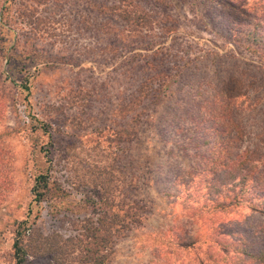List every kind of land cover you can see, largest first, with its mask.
<instances>
[{
  "label": "rangeland",
  "instance_id": "374dc122",
  "mask_svg": "<svg viewBox=\"0 0 264 264\" xmlns=\"http://www.w3.org/2000/svg\"><path fill=\"white\" fill-rule=\"evenodd\" d=\"M135 1L159 24L134 32L131 48L162 44L182 61L192 60L201 50L219 55L232 51L248 63L256 62L253 55L225 45L220 35L204 27L202 0ZM23 3L27 12L34 9L35 14L19 25L26 35L17 40V28L0 27V264H14L15 223L27 219L42 234L73 235L78 223L94 219L99 211L85 197L102 194L104 189L111 191L115 202L133 199L148 209L141 225L115 241L107 264H197V259L216 253L212 241L220 224L247 220L243 228L261 225L263 217L252 216L248 207V203H260L253 191L239 198L241 204L229 213L215 212L214 204L230 201L237 190L207 192L210 181L199 175L207 167L187 172L199 163L193 153L207 151L194 144L196 132L188 118L179 119L194 115L197 107L193 105L208 90L199 88L192 96L195 88L187 95L174 85L171 89L176 93L171 97L144 102L138 125L127 123L117 116L115 103L131 91V77L145 78L152 72L138 64L130 72L129 65L122 63L124 51L108 54L113 43L118 44L98 27L100 18L80 2ZM161 25L171 26L173 33L166 37ZM120 26L119 22L115 27ZM28 32L34 37L27 38ZM69 57L72 61L65 60ZM204 64L206 59L198 68ZM207 67L214 74L220 69L215 64ZM26 77L27 90H21ZM248 93L247 98L238 99L246 135L239 151L258 148V156L264 152V85L248 88ZM36 125L47 132L33 130ZM46 171L65 193L54 208L35 204L30 193L33 178ZM184 238L193 244L177 248V240ZM24 264L53 261L49 255H33Z\"/></svg>",
  "mask_w": 264,
  "mask_h": 264
},
{
  "label": "trees",
  "instance_id": "16d2710c",
  "mask_svg": "<svg viewBox=\"0 0 264 264\" xmlns=\"http://www.w3.org/2000/svg\"><path fill=\"white\" fill-rule=\"evenodd\" d=\"M23 1L25 0H0V27L9 29L11 25L17 28L18 31L14 34L17 40L26 35L19 25L22 21L27 22L30 17L31 21L35 16L34 9L29 12L25 10ZM76 1L88 13L100 18L98 27L105 35H111L113 42L118 44L113 43L114 47L108 49V54L124 51L127 55H124L122 63L129 65L130 72L136 69L137 64L152 72L145 78L140 76L135 79V75L133 78L130 76L128 84L131 91L128 90L129 93L115 103L114 110L119 118H125L127 123L131 122L134 126L138 125L144 113V102L171 97L176 93L171 89L174 85L177 91L183 90L187 95L195 88L192 96L198 93L199 88L202 91L208 90L206 97L193 105L194 108L197 107L194 115L184 112L187 117L179 119L188 118L196 132L194 144L207 151L206 154L203 151L193 153L198 157L195 162L199 160V163L187 172L193 171L194 174L198 167H207L199 174L206 175V179L210 181L207 182V192L219 194L221 190H237L232 193V201L214 204L211 209L215 212L229 213L241 204L239 198H246L253 191L260 203L258 206L248 203V207L251 215L263 217V222L256 228L249 226L248 229L242 226L247 220L220 224L215 228L212 241L216 253L206 254L205 259H197V264H264V152L257 156L258 148L239 151L246 135L241 125L244 109L238 103L240 97H248V88L255 89L264 85V0H202L204 15L201 19L204 20V27L220 35L225 45L231 44L253 55L256 58L254 63L246 62L232 51H224L219 55L214 51L201 50L192 60L182 61V57H177V52L172 53L169 48L165 50L162 44L141 49L131 48L133 39L136 38L134 32L139 33L159 24L157 20L149 18L151 15L147 14V10L135 0ZM119 22L122 26L116 28ZM108 28L112 29L108 31ZM160 30L166 37L173 33L171 26L161 25ZM123 31L126 32L125 35H122ZM26 37H34V34L28 32ZM108 38L104 37V40L108 41ZM2 44L0 43V52ZM147 52L149 55L145 56ZM179 52L184 54L183 50ZM203 59H206L209 67L215 64L221 70L214 74L209 71L207 64L199 69ZM65 60L72 61V57ZM175 62H178L176 67L168 66ZM255 79L259 84L261 81V84L253 86ZM27 82L28 77L19 86L21 90H27ZM32 129L47 132L44 126L36 125ZM178 130L174 129V132ZM118 136L124 137L123 134ZM30 193L32 202L51 208L57 207V203L65 196L63 189L50 178L47 171L33 178ZM101 193L85 197L89 204L98 205L99 211L94 219L74 225L73 235L63 238L60 235L42 234L27 219L15 223L11 244L14 264H24L33 255H49L53 264H107L115 241L125 232L141 225L148 209L140 201L133 199L115 202L110 190L104 189ZM192 244L188 238L178 239L176 242L180 249H186Z\"/></svg>",
  "mask_w": 264,
  "mask_h": 264
}]
</instances>
